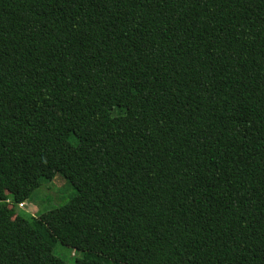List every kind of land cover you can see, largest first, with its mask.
<instances>
[{
    "label": "trees",
    "instance_id": "trees-1",
    "mask_svg": "<svg viewBox=\"0 0 264 264\" xmlns=\"http://www.w3.org/2000/svg\"><path fill=\"white\" fill-rule=\"evenodd\" d=\"M3 189L0 264H264V0H0Z\"/></svg>",
    "mask_w": 264,
    "mask_h": 264
},
{
    "label": "rangeland",
    "instance_id": "rangeland-1",
    "mask_svg": "<svg viewBox=\"0 0 264 264\" xmlns=\"http://www.w3.org/2000/svg\"><path fill=\"white\" fill-rule=\"evenodd\" d=\"M63 151L64 157H66L71 148L67 146ZM51 175L52 178L44 180L41 187L34 192L32 198L25 201L23 208L16 206L14 210L24 217L33 215L37 218H45L52 226L56 225L59 241L54 248V253L71 263L76 258L82 257L83 254L77 252L72 244L60 235L59 229H61L62 223L56 208L70 200L77 193V190L56 168L52 170ZM12 185L17 188V184L12 183ZM5 196L8 197V191L3 189L2 193H0V198L4 200Z\"/></svg>",
    "mask_w": 264,
    "mask_h": 264
},
{
    "label": "built area",
    "instance_id": "built-area-1",
    "mask_svg": "<svg viewBox=\"0 0 264 264\" xmlns=\"http://www.w3.org/2000/svg\"><path fill=\"white\" fill-rule=\"evenodd\" d=\"M18 205H19V207H23L24 206L23 203H19Z\"/></svg>",
    "mask_w": 264,
    "mask_h": 264
}]
</instances>
